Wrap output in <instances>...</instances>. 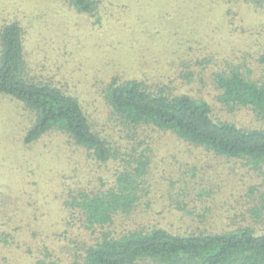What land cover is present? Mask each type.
<instances>
[{"label":"rangeland","instance_id":"obj_1","mask_svg":"<svg viewBox=\"0 0 264 264\" xmlns=\"http://www.w3.org/2000/svg\"><path fill=\"white\" fill-rule=\"evenodd\" d=\"M10 22L22 28L31 76L76 96L94 125L128 152L133 144L120 140L124 132L115 129L105 98L114 78L204 99L214 117L240 126L262 125L247 108L221 103L214 75L240 67L260 77L264 0H99L94 13L68 0H0V30ZM31 117L23 103L0 94V264H34L41 251L69 260L92 234L64 200L79 188L112 186L124 167L120 159H91L61 131L26 144ZM140 138L138 149L152 162L141 202L121 219L126 229L264 231V167L254 170L171 132L148 129Z\"/></svg>","mask_w":264,"mask_h":264},{"label":"trees","instance_id":"obj_2","mask_svg":"<svg viewBox=\"0 0 264 264\" xmlns=\"http://www.w3.org/2000/svg\"><path fill=\"white\" fill-rule=\"evenodd\" d=\"M68 1L84 13H94L99 3ZM0 42V94L23 103L32 114L23 138L26 144L50 131H61L99 163L124 162L112 186L79 188L64 200L67 208L80 215L84 228L91 230L88 243L69 260L41 251L34 264H264V231L252 226L178 233L162 226L126 229L121 221L138 207L146 189L143 176L152 159L139 151L143 141L138 138L148 129L171 132L216 155L245 160L254 170L264 167V46L257 58L262 68L258 79L240 67L214 75L221 103L230 111H252L262 122L259 127L214 117L212 105L204 99L185 93L169 95L163 88L155 91L143 80L114 78L105 88V98L115 129L124 132L120 140L133 144L128 152L123 143L113 140L114 136L108 139L94 125L76 96L31 76L18 22L1 28ZM262 201L264 210V196Z\"/></svg>","mask_w":264,"mask_h":264}]
</instances>
